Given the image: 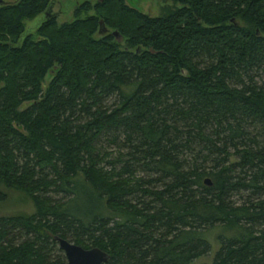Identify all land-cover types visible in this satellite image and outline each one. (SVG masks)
Instances as JSON below:
<instances>
[{"label": "trees", "instance_id": "16d2710c", "mask_svg": "<svg viewBox=\"0 0 264 264\" xmlns=\"http://www.w3.org/2000/svg\"><path fill=\"white\" fill-rule=\"evenodd\" d=\"M170 1L84 0L35 36L50 0L0 4V202L34 207L0 215V264H66L56 236L191 264L213 228L210 264H264V0Z\"/></svg>", "mask_w": 264, "mask_h": 264}, {"label": "rangeland", "instance_id": "374dc122", "mask_svg": "<svg viewBox=\"0 0 264 264\" xmlns=\"http://www.w3.org/2000/svg\"><path fill=\"white\" fill-rule=\"evenodd\" d=\"M11 2L14 0H5ZM84 0H50L48 9L41 14L35 16L32 19H27L24 21V30L26 33H31L35 36L36 29L40 23L48 16L54 15L58 23L70 21L74 18L73 12L75 7ZM94 2V0H91ZM125 2L138 9L139 11L149 14L151 16L165 15L169 10H172L178 6L180 3H175L170 0H125ZM49 76L46 77L48 81ZM7 193V198L0 202V215H6L16 212H33V205L30 200L19 195V193L10 192L5 190ZM221 232L219 228H213L204 232V237L208 240L210 245V251L199 257L197 260L192 261L191 264H210L215 251L218 248L217 235Z\"/></svg>", "mask_w": 264, "mask_h": 264}, {"label": "water", "instance_id": "95a60500", "mask_svg": "<svg viewBox=\"0 0 264 264\" xmlns=\"http://www.w3.org/2000/svg\"><path fill=\"white\" fill-rule=\"evenodd\" d=\"M5 0H0L3 4ZM108 28L104 25L103 21H99V33L108 32ZM118 40L121 39L116 30L111 31ZM138 51V49H136ZM204 183L210 185L209 178L204 179ZM58 247L63 251L66 258V264H104L108 259V254L98 247L84 248L78 244L68 241L62 237H55Z\"/></svg>", "mask_w": 264, "mask_h": 264}]
</instances>
